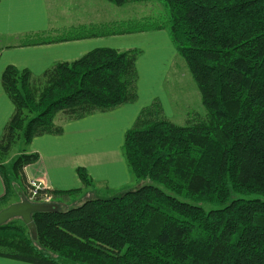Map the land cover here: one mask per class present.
I'll list each match as a JSON object with an SVG mask.
<instances>
[{
    "label": "trees",
    "instance_id": "16d2710c",
    "mask_svg": "<svg viewBox=\"0 0 264 264\" xmlns=\"http://www.w3.org/2000/svg\"><path fill=\"white\" fill-rule=\"evenodd\" d=\"M158 1L167 8L162 21L83 24L26 34L21 44L165 29L197 84L204 117L179 125L139 112L121 148L134 186L66 209L60 204L80 188L48 190L52 209L31 213L34 232L21 217L0 224V256L34 264H264V0ZM140 53L96 47L41 74L4 67L1 85L14 109L0 136V209L28 200L19 194L24 166L39 158L28 148L32 138L137 100ZM76 172L83 186L94 184L84 166Z\"/></svg>",
    "mask_w": 264,
    "mask_h": 264
},
{
    "label": "crops",
    "instance_id": "0c3cea01",
    "mask_svg": "<svg viewBox=\"0 0 264 264\" xmlns=\"http://www.w3.org/2000/svg\"><path fill=\"white\" fill-rule=\"evenodd\" d=\"M152 5L147 1L115 5L108 0H0V136L14 109L1 85L7 64L41 74L57 61H73L96 47L141 49L135 61L137 100L68 121L59 135L32 138L28 148L39 158L30 168H23L25 175L37 169L46 175L51 190L75 189L82 185L76 168L84 166L99 187L122 188L130 183L132 177L121 151L126 130L141 111L150 109L153 117L172 120L178 106H184L183 100L161 87L169 68L183 58L167 31L152 29L30 45L21 44V40L30 33L146 17V9ZM157 53L160 57L152 58ZM168 84L178 86L177 82ZM3 192L0 176V196ZM0 264L34 263L0 256Z\"/></svg>",
    "mask_w": 264,
    "mask_h": 264
},
{
    "label": "rangeland",
    "instance_id": "374dc122",
    "mask_svg": "<svg viewBox=\"0 0 264 264\" xmlns=\"http://www.w3.org/2000/svg\"><path fill=\"white\" fill-rule=\"evenodd\" d=\"M147 2H151L153 5L152 7H148L146 9V13L150 17L151 20L154 21H162L163 19L166 18L167 16V8L163 4L162 1L158 0H145ZM133 2H140V1H132V2H127V3H133ZM125 4V3H124ZM134 4H145V3H134ZM123 5V4H122ZM142 18V17H141ZM139 19V18H135ZM134 20V19H133ZM180 56V55H178ZM160 57L158 53L153 56L152 58ZM178 58V57H177ZM179 58H182L181 56ZM182 60V61H180ZM182 62V63H181ZM184 64V65H183ZM185 62L182 59H177L174 63V68L171 66L172 70L170 71V68L167 72V75H165L166 79L161 82V87H163L166 91H168L171 95H174L175 98L180 101L183 100L184 106H178V111L176 115L174 116L175 118H171L172 122H175L179 125H185L188 124L192 119H200L204 117L205 114V108L201 102V97L199 94V90L197 87L196 82L193 79L192 74L186 67ZM177 82L178 86L174 87H169L168 83H174ZM154 92L158 91L156 89L153 90ZM187 110H193L195 113H190L187 112ZM61 120V114L57 115L56 122H60ZM23 143L19 142L10 152L9 156L13 157L15 156L18 151L22 148ZM131 175V174H130ZM132 177V176H131ZM26 175L24 174V193L19 194V199L21 195H28V186L26 185ZM148 182V180H147ZM133 178H131L130 183L122 188H109L107 186L104 187H99L95 184L90 185V186H83V184L79 187L80 190H78L76 193L72 194L70 198L71 201L64 202V209L70 208L74 205H76L77 200L76 198L79 197L78 199H84V198H90V197H104L107 195H112L116 192H119L125 188H128L130 186H134ZM16 197L13 196V200L15 201ZM56 201H59V198H56ZM50 202V201H49ZM46 203V202H44Z\"/></svg>",
    "mask_w": 264,
    "mask_h": 264
},
{
    "label": "water",
    "instance_id": "95a60500",
    "mask_svg": "<svg viewBox=\"0 0 264 264\" xmlns=\"http://www.w3.org/2000/svg\"><path fill=\"white\" fill-rule=\"evenodd\" d=\"M51 209L52 205L49 203L31 202L23 197L21 201L12 203L7 207L0 209V224L13 217H21L34 232L35 228L31 219V213Z\"/></svg>",
    "mask_w": 264,
    "mask_h": 264
},
{
    "label": "built area",
    "instance_id": "2783aa9c",
    "mask_svg": "<svg viewBox=\"0 0 264 264\" xmlns=\"http://www.w3.org/2000/svg\"><path fill=\"white\" fill-rule=\"evenodd\" d=\"M32 163L24 166V169L30 168ZM26 185L28 186L27 198L31 202H49L51 196L48 195L50 186L47 182V177L44 173L37 169H33L31 172L26 173Z\"/></svg>",
    "mask_w": 264,
    "mask_h": 264
},
{
    "label": "clouds",
    "instance_id": "9594fccd",
    "mask_svg": "<svg viewBox=\"0 0 264 264\" xmlns=\"http://www.w3.org/2000/svg\"><path fill=\"white\" fill-rule=\"evenodd\" d=\"M51 190V189H50Z\"/></svg>",
    "mask_w": 264,
    "mask_h": 264
}]
</instances>
